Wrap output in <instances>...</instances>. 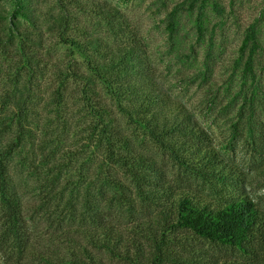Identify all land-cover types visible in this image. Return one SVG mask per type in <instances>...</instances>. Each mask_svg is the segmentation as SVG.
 Returning <instances> with one entry per match:
<instances>
[{"label": "trees", "instance_id": "trees-1", "mask_svg": "<svg viewBox=\"0 0 264 264\" xmlns=\"http://www.w3.org/2000/svg\"><path fill=\"white\" fill-rule=\"evenodd\" d=\"M76 11L95 24L81 27ZM224 12L220 0L166 11L175 50L181 16L191 20L203 81L218 47L211 14ZM224 83L209 84L227 96L231 134L220 148L234 150L263 125L264 22L243 28ZM220 148L163 88L117 5L0 0V264H264V208ZM164 158L199 187L170 184ZM26 178L38 186L31 213L19 190Z\"/></svg>", "mask_w": 264, "mask_h": 264}, {"label": "rangeland", "instance_id": "rangeland-1", "mask_svg": "<svg viewBox=\"0 0 264 264\" xmlns=\"http://www.w3.org/2000/svg\"><path fill=\"white\" fill-rule=\"evenodd\" d=\"M50 1V0H47ZM85 7L96 0H79ZM117 5L127 16L129 22L141 33L148 44L149 55L157 70L158 81L163 88L174 97L184 102L210 132L215 145L219 148L230 136L229 122L232 120L231 107L227 106V96L222 89L219 92L210 88V82H216V87L222 88L228 77V62L234 55L240 43L243 28L258 20L264 22V0H220L225 7L224 16L211 14L210 26L216 23L215 49L212 70L207 72L208 79L203 81L197 75L203 69L204 46L195 40V33L189 17L182 15L174 46L170 47L165 33V15L176 2L180 0H108ZM46 9L44 2L40 3ZM82 27L94 25L91 17L79 11L75 12ZM55 37L45 36V43L55 47ZM193 46V50L190 47ZM52 47V48H53ZM218 48V49H217ZM54 56H59L64 48H53ZM200 68V69H199ZM233 86V85H232ZM232 88V87H231ZM75 91L73 96H75ZM264 119V118H263ZM254 138H240L234 150L222 149L223 153L245 171V191L249 193L264 208V120L258 126ZM252 140L255 145L252 144ZM260 145V147L258 146ZM162 168L170 184L180 188L197 189L199 180L183 174L175 164L164 158ZM24 184V185H23ZM20 185L23 205L27 213H31L34 201L35 181L26 178ZM118 217V213L113 211ZM119 213V223L128 224V220ZM117 264V263H112Z\"/></svg>", "mask_w": 264, "mask_h": 264}]
</instances>
